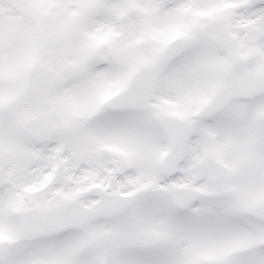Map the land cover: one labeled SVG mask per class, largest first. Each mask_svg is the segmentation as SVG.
<instances>
[{
  "label": "snow or ice",
  "instance_id": "obj_1",
  "mask_svg": "<svg viewBox=\"0 0 264 264\" xmlns=\"http://www.w3.org/2000/svg\"><path fill=\"white\" fill-rule=\"evenodd\" d=\"M0 264H264V0H0Z\"/></svg>",
  "mask_w": 264,
  "mask_h": 264
}]
</instances>
